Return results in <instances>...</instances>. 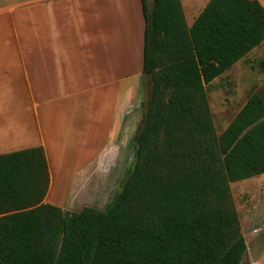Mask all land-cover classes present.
<instances>
[{"label":"trees","instance_id":"1","mask_svg":"<svg viewBox=\"0 0 264 264\" xmlns=\"http://www.w3.org/2000/svg\"><path fill=\"white\" fill-rule=\"evenodd\" d=\"M147 109L103 210L46 202L44 147L0 154V264H240L230 184L264 173V86L218 133L207 86L264 41L260 0H141Z\"/></svg>","mask_w":264,"mask_h":264},{"label":"rangeland","instance_id":"2","mask_svg":"<svg viewBox=\"0 0 264 264\" xmlns=\"http://www.w3.org/2000/svg\"><path fill=\"white\" fill-rule=\"evenodd\" d=\"M34 1L0 0V15L5 14L6 10L14 9L11 29L6 24L5 33L17 32L23 48L31 50L39 46L35 10L26 9L18 15L16 13L24 7H29ZM202 1L199 11L203 9L201 7L204 1ZM260 1L264 5V0ZM116 8V14L120 13L123 17L124 7L116 6L109 10L114 14ZM99 14L98 0H79L69 11L56 7L53 23L49 12L44 8L41 10L39 27L41 47H49L53 39L52 35L61 32L65 48L76 54L73 60L75 73L79 78L77 86L80 85L82 88L93 84L90 76L99 75ZM192 19L188 14L187 21L191 23ZM105 35L107 36L106 33ZM122 35L124 40L125 34ZM6 44L8 46V43ZM17 47L15 42L10 49ZM111 59L115 60L113 65L108 63L106 56L102 66L107 79L120 70V67L116 69L120 56L117 55V58L111 56ZM7 84L11 85L9 89L0 87V98L15 94L24 101L28 89L22 85L20 78L13 77ZM263 86L264 41L207 86L208 99L218 133L228 126L251 94L262 93ZM119 87L111 85L102 90L83 94L81 97L76 95L65 105L59 104L56 127L60 125V121L63 122L59 128H55V134L50 130L48 137L50 144L59 152L52 157V160L55 158L57 167L49 191L54 200H51L48 191L45 201L61 207L64 211L78 212L84 207L103 210L120 189L126 178L127 169L134 162L133 138L147 109L150 83L148 79L145 82L143 79L140 104L130 108L116 133L102 148L104 134L109 127L108 112L121 89ZM22 109L23 103L13 106L15 113ZM82 152H85L83 154L85 162L89 160L84 168L76 170L69 164L63 169V164L70 160V157L75 158ZM230 189L247 246L240 264H264V173L232 182Z\"/></svg>","mask_w":264,"mask_h":264},{"label":"crops","instance_id":"3","mask_svg":"<svg viewBox=\"0 0 264 264\" xmlns=\"http://www.w3.org/2000/svg\"><path fill=\"white\" fill-rule=\"evenodd\" d=\"M78 1L35 0L29 7H24L18 10L17 13L15 11L18 15L26 9L35 10L36 36L39 39V46L34 50L23 48L24 46L17 32L5 33L6 24L11 29L14 16L12 10L14 9L11 11L6 10L5 14L0 15V87L9 89L11 86L7 84L9 80L18 76L22 85L28 89L24 101L15 94H8L7 98H0V154L33 146L44 147L50 167L51 181L57 167L55 158L52 160V157L59 152L50 144L51 141L48 137L50 130L52 134H55V128H59L63 122L60 121V125L56 127L58 122L56 113L59 104H67L76 95L81 97L83 94L102 90L111 85L120 86L121 89L116 94V99L110 107V112H108L110 113V120L108 121V130L104 134L103 148L106 141L110 140L116 133L123 117L129 112L130 108L140 104L141 87L143 85L145 19L141 0H98L100 10L99 75L98 77L90 76L93 84H88L87 88L77 86L79 78L75 73V62L73 60L76 54L65 48L62 43L61 32H55L52 35L53 39H51L49 47H41L39 27L42 8L49 12V17L53 23L56 7H60L63 11H69ZM201 1L182 0L186 19L188 14L193 18L191 23L187 21L189 25L201 12L199 11ZM203 1L201 8H204L209 0ZM121 5L124 7L123 17L120 13L119 15L116 14L117 8L114 14L109 10V8H115L116 6L122 8ZM122 34H125L124 40ZM15 42L18 47L10 49V46ZM117 55L120 56V60H117L118 66L116 69L118 70V67H120V70L113 73L115 75L112 74L110 79H107L105 71L102 70L104 58L107 56L108 63L113 65L115 60H112L111 56L117 58ZM17 103H23V109L15 113L13 106ZM84 153H80L75 158L70 157V160L63 164V169L67 168L69 164L76 170L84 168L85 163L89 161L85 162ZM49 196L51 200H54L51 191H49Z\"/></svg>","mask_w":264,"mask_h":264}]
</instances>
